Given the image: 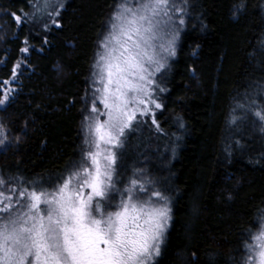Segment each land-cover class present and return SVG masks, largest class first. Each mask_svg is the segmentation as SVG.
I'll use <instances>...</instances> for the list:
<instances>
[{
	"label": "trees",
	"instance_id": "1",
	"mask_svg": "<svg viewBox=\"0 0 264 264\" xmlns=\"http://www.w3.org/2000/svg\"><path fill=\"white\" fill-rule=\"evenodd\" d=\"M121 1L66 0L63 27L48 32L49 44L42 45L28 26L18 28L3 14L31 11L36 0H0V81L12 79L11 69L21 65L11 83L14 98L0 107L9 141L20 137L0 146L1 176L55 181L81 159L80 97ZM240 2L187 0L177 56L156 74L170 90L161 94L166 107L157 110L159 128L138 118L146 122L128 130L116 151L125 179L137 178L171 199L158 264H242L245 243L264 219V130L238 107L252 97L259 109L264 100V0H243L245 10L234 18ZM26 36L34 47L23 53ZM110 195L112 205L121 197Z\"/></svg>",
	"mask_w": 264,
	"mask_h": 264
},
{
	"label": "snow or ice",
	"instance_id": "2",
	"mask_svg": "<svg viewBox=\"0 0 264 264\" xmlns=\"http://www.w3.org/2000/svg\"><path fill=\"white\" fill-rule=\"evenodd\" d=\"M65 6L66 0H44L43 4L36 0L29 3L31 11L5 9L3 14L18 28L28 26L47 45V33L63 27ZM116 7L120 10L111 17L112 31L98 41L106 52L98 54L93 67L102 61L101 73L93 72L92 86L80 97L87 145L81 159L55 181L0 176V264H158L156 258L162 254L172 220L171 199L161 190L146 189L137 178L125 179L113 149L123 148L127 131L146 122L138 117H147L159 128L157 110L166 107L161 94L170 90L155 73L170 69L169 58L177 56L187 0L180 4L177 0H137L135 9L124 0ZM245 7L243 0L234 4L233 17ZM157 39L167 54L159 59L153 44ZM23 44V53L34 47L28 36ZM20 67L17 63L11 69L12 79L0 81V106L14 98L15 89L7 86L17 78ZM56 71H62V66L57 65ZM97 77L102 87H96ZM238 107L254 115L264 130V108L257 109L254 98ZM176 120L183 128V118ZM9 142L19 143L20 137L9 141V130L0 123V146ZM122 181L130 186H123ZM110 193L127 196L119 211H108L114 200ZM252 239L259 243H245L248 256L242 257V264H264V233ZM253 253L254 259L250 258Z\"/></svg>",
	"mask_w": 264,
	"mask_h": 264
},
{
	"label": "rangeland",
	"instance_id": "3",
	"mask_svg": "<svg viewBox=\"0 0 264 264\" xmlns=\"http://www.w3.org/2000/svg\"><path fill=\"white\" fill-rule=\"evenodd\" d=\"M41 1H42L41 3L43 4V3H44V0H41ZM51 2H52V3H56V0H51ZM123 2H124V0H122L119 4H121V3H123ZM127 3H128V6H129V7H132L133 9H135V7H136V5H137V0H127ZM177 3L180 4L181 1H180V0H177ZM119 10H120V9H118V8L116 7V8L113 10V12H112L111 17H112V15H113L114 12L119 11ZM129 15H130V14H129ZM111 17H110V20H109V24H108V26H107V29H106V31H105L103 37L101 38V40H103V38H104L105 35H107L110 31H112V29H111V23H110V21H111ZM113 22H115V23H119L118 21H113ZM116 31L118 32L119 29L117 28ZM101 40H100V41H101ZM161 43H162V41L159 40V39L153 41V44H154V46H155V53H156V58H157V59H159V58H161V57L167 55V54L163 51V49H161V48L159 47V45H160ZM105 52H106V50L103 49V48L100 46V44L98 43L96 53H95V55H94V57H93V59H92L91 68H90V73H89V76H88V79H87V82H88V88H90V87L92 86L93 72H96V73H98V74L101 73V70H102V67H103V62H102V61L100 62V66H99V67L94 68L93 66L96 65L97 62L99 61V55H103V54H105ZM98 54H99V55H98ZM169 59H170V58H169ZM168 62H169V60H168ZM153 67H154V66H153ZM150 70H152V68H150ZM104 74L106 75V73H104ZM156 74H157V73H155V78H156ZM14 81H15V80H14ZM14 81H13V82H14ZM7 87L13 88L12 84L8 85ZM96 87H102V85L99 83L98 77H97V84H96ZM0 98H2V97H0ZM98 106H99L100 111L103 112V111H104V109H103V105H102V104H99ZM0 107H2V106H0ZM258 108H264V100L261 102V105L258 106ZM138 118H147V117H138ZM101 119H105V117H101ZM82 134H83V148H86L87 145H85V143H84V140H85V131H84L83 129H82ZM89 139H91V137H89ZM93 150H94V149H93ZM113 151L116 152L117 149H113ZM89 163H90V161H89ZM0 176H1V175H0ZM120 196H121V197L119 198V200L116 201V202H114V204H113L111 207L108 208V211H119V210H120L121 200H122V199L125 200V201L127 200V196H126V195H123V196H122V195L120 194ZM144 198H147V197L145 196ZM152 199H153V200H156L157 198H156V197H152ZM101 203H103V202H101ZM261 233H264V219H263V221L261 222V224H260V226H259L257 232L254 234V236H260ZM258 243H259L258 241L254 240V239H251V241H250L249 244L255 246V245H257ZM246 256H248V250L246 251ZM250 258H253V259H254V258H255V254L253 253L252 257H250Z\"/></svg>",
	"mask_w": 264,
	"mask_h": 264
}]
</instances>
